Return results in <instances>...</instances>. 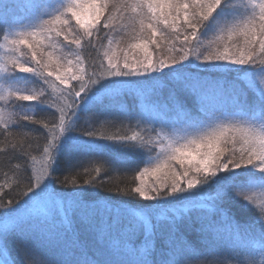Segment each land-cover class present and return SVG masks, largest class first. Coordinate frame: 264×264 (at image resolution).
Listing matches in <instances>:
<instances>
[{"label": "snow or ice", "instance_id": "6c2138e0", "mask_svg": "<svg viewBox=\"0 0 264 264\" xmlns=\"http://www.w3.org/2000/svg\"><path fill=\"white\" fill-rule=\"evenodd\" d=\"M224 2L136 0L131 11L148 17L151 33L150 41L131 46L142 49L143 58L125 55L121 63L105 52L106 65L101 60L100 70L91 74L61 71L51 53L44 59L43 46L63 36L69 49L76 45L98 52L108 38L101 33L114 27L107 23L111 17L104 3H93L87 20L77 0H67L47 18L41 0H26L27 25L0 16V34L9 50L26 47L32 61L8 58L0 73L32 74L42 82L33 90L0 83V264H264V59L257 60V51L264 56V0L213 35L217 40L225 33L229 40L243 36V45L198 51L191 58L181 47L178 58L167 60L148 52L149 42L159 43L158 25L176 26L181 18L183 44L211 47L212 41H201V30ZM0 5L7 7L4 0ZM53 63L54 71L49 70ZM76 63H83L79 55ZM205 70L215 75L209 78ZM54 74L66 86L68 102L62 106L48 103L46 86ZM70 81L76 83L68 87ZM161 85L169 86L163 104L156 95ZM130 93L137 104L170 111L176 119L144 120L132 114L122 106ZM207 97L226 107L208 109ZM17 102H37L55 111L40 119L30 109L17 111ZM82 106L91 113L83 124ZM133 121L140 131L131 135L92 126ZM177 129L183 135L170 137ZM101 143L132 153L136 148L151 153L157 145L161 151L148 159L150 167L140 168L129 166V159L102 154ZM36 151L42 155L39 168L32 166ZM61 165L63 174L56 175ZM237 170L244 175H236ZM113 171L135 175L114 184ZM157 173L162 175L155 182L145 183L147 175ZM92 190L109 195L96 197ZM113 196L135 203H116ZM237 204L251 219L237 216Z\"/></svg>", "mask_w": 264, "mask_h": 264}, {"label": "trees", "instance_id": "16d2710c", "mask_svg": "<svg viewBox=\"0 0 264 264\" xmlns=\"http://www.w3.org/2000/svg\"><path fill=\"white\" fill-rule=\"evenodd\" d=\"M59 0H41V3L44 4L45 6H54L57 4ZM259 0H225L224 5L216 10V12L213 13V16L210 17L209 21L205 23L202 29L206 28V34L212 29L213 32L217 31L218 28L229 21L242 18L243 16L249 14L252 11V5L257 4ZM101 3L105 4L106 7V12L105 14L110 16L111 18L107 20V23L110 25H114V27L117 30V26L120 24V16L126 12H128V15L131 13V5L128 4V0H101ZM4 4L7 5L5 7L4 5H0V16L7 17L9 20L14 21V22H24L26 23L25 19L27 16L23 15H29L30 10L26 8V0H4ZM127 5V7H126ZM249 5V6H248ZM256 14L257 8L255 9ZM45 14V13H44ZM47 18V16L45 17ZM101 19H104V17H101ZM182 24V18L181 22L178 23L176 26H173L171 28V24L169 25H164L160 24V30L164 31L165 33H158L155 39L160 40L163 39L165 41H158V44H150L148 46V52L152 54L154 58L157 56H154V52L160 53L162 50H165L169 53L173 52L175 54H180L177 51L178 47H187V44H183V36L185 34V28L181 26ZM72 28L73 30L77 29V26L75 25V21H72ZM121 31V30H119ZM117 35V31L114 33ZM130 34V32L128 33ZM126 34V35H128ZM134 34V33H132ZM151 35L150 31L148 30L147 37ZM71 37V35H69ZM62 37V36H61ZM151 38V37H149ZM3 39V35L0 34V43ZM63 38H53V41H58L57 43L60 42ZM217 46H211L210 48L207 49L205 54L208 52H212L213 48L216 49H223L224 46H229L231 47L233 44H236L237 46L243 45L244 39L238 38L236 36H233L231 40L228 39L227 33L223 35L221 39L217 41ZM61 44V43H60ZM22 47L21 49H23ZM75 49V48H74ZM80 48L77 47V50ZM200 49V48H199ZM47 51V50H45ZM103 51H104V42H103V47L99 48V51L97 52L96 50H88V49H82L84 57L87 59L85 62V69H89L94 71L95 68L98 66V60H102L103 56ZM172 54V53H171ZM143 55V51H142ZM190 71H195V69H188ZM204 75H207L209 78H211L215 73H213L211 70H205ZM20 74H18L19 76ZM24 80L22 82V85H24ZM169 86L166 85H161V91L157 92V99L159 103L163 104L166 101L167 97V90ZM189 107H191V102H188ZM25 105L28 106H33L31 108V111L33 112L34 115H38V118L44 119L49 112H54L55 109L54 107L49 109L47 106L45 108L41 107V104H37L33 102L31 105L27 104L26 102H17L16 104V110L20 112L23 107H26ZM204 105L208 109H221L226 107V104L218 101L212 97H207L204 100ZM126 106L132 114L134 115H139L141 116L144 120H157V119H164V120H175L176 115L172 112H168L167 114L161 113L157 111V108L154 105L151 104H146L143 101H141L139 104L136 103V100L133 98L131 93L128 95L127 100L124 102V105ZM97 106L92 105L91 110H95ZM26 109V108H25ZM90 109L85 108L84 106L81 107L79 111L80 115V123L83 124L88 120V117L91 115L89 113ZM24 123L25 127H31L30 125H27L26 122ZM126 126H121L119 122H114V123H106L103 127L100 126L99 122H93L92 126L93 128H96L98 131H107L109 133H116L117 131L120 132V134H128L131 135L133 132H139L140 129L135 126V121L131 122L129 124L128 122H125ZM143 127V125H142ZM171 133V131L169 132ZM146 137L148 136H153L154 134L152 133H142ZM4 137L0 136V140H3ZM239 145H237L238 147ZM100 148L102 150V154L111 156L117 160H125L129 159V166H135L139 165L140 168H143L146 163L148 162V159L153 156L154 154L157 153L158 147L156 146L151 153L147 152L143 148H136L134 153L131 152V150H121V149H115V148H108L103 145V143L100 144ZM33 156L35 157V160L38 159L41 156V152L36 151L32 153ZM3 157H0V160H2ZM33 166V165H32ZM64 171V166L61 165L60 167L55 169V174L56 175H62ZM240 171V170H237ZM11 176V174H9ZM111 179L112 182L115 183H120V181H125L127 182L130 180L132 177H134L135 173H124V172H111ZM236 175H244L241 173V171L236 173ZM14 179V178H13ZM4 183V178L3 175L0 174V184ZM8 189L5 188V191ZM91 195L96 196V197H106L109 194L104 193L100 190H92ZM112 200L116 203L120 202H129V203H135L134 201H131L130 198L128 197H111ZM143 203V202H141ZM188 207H191L189 205ZM236 214L237 216L242 219V220H249L251 219V214L244 212L240 206H236ZM193 242H195V237L192 236L190 237ZM36 259H39V257H36Z\"/></svg>", "mask_w": 264, "mask_h": 264}, {"label": "rangeland", "instance_id": "374dc122", "mask_svg": "<svg viewBox=\"0 0 264 264\" xmlns=\"http://www.w3.org/2000/svg\"><path fill=\"white\" fill-rule=\"evenodd\" d=\"M107 1V0H105ZM67 0H59V2L57 4H55L53 7L52 6H46L47 7V11L45 12L44 16L46 17L48 14H50L52 11H59L60 8L62 7L63 3H66ZM78 4L80 5L78 7V11L80 12L81 16L83 19L87 20L89 15L94 11V9L92 8V4L96 3L99 4L101 3V0H77ZM136 2V0H128V4L133 5ZM259 3V2H258ZM257 3V4H258ZM146 12V9H145ZM257 15L259 14V9L257 8ZM31 13L29 15H23V16H27V18L25 19L26 23H24L25 25H27L29 23V17H30ZM120 20V24L119 26H117V30L115 27H113L112 29H106L104 30L101 35H107V39H105L104 42V51H103V56H102V60H104V63L106 65L107 61L104 57V53L107 52L109 56H114L117 60H119L121 63L123 62V59L125 57V55H127L129 60H132L133 57H137V58H143L142 55V49L140 48H132L131 46L133 44H142L145 41H150L151 35L149 37H147V33H148V29H147V24H148V17L147 16H143V15H138L136 13H133L131 11L130 15H128V12L122 14L119 18ZM143 20L144 22V28H141V23L140 21ZM173 26L171 25V28ZM121 30V31H119ZM117 31V35L114 34ZM130 32V34H128ZM216 32V31H215ZM215 32H213V30L211 29L207 34H206V28L201 30V41H204L205 43H207L208 41H212V45L211 46H217V39H215V37L213 36L215 34ZM134 33V34H132ZM158 33H165L164 31L160 30V24L158 25ZM128 34V35H126ZM93 35L95 36V32L93 33ZM228 35V34H227ZM237 37V36H236ZM59 38H63L59 37ZM238 38L244 39L243 36H239ZM69 39H71V37L69 36ZM158 41H165L163 39H160ZM58 42V41H56ZM55 41H44V46H43V50H47L52 52L54 55H52L53 60L56 61L60 66H61V71H63L66 68H70L72 71H77L80 74H84L89 73L91 74L93 71L89 70V69H85V62L87 61V59L84 57L82 49L77 50V46L76 45H72L71 48H67L65 47L64 44V40H60L59 43H56ZM61 43V44H60ZM150 42L148 44V46H150ZM0 45H4V47H0V65H7V61L8 58L14 57L16 59H18L20 62L22 63H26L31 65L32 61H31V52L24 47L23 49H20L18 52L13 53L12 51H10V46L7 45V42L4 41V39H2ZM218 47V46H217ZM75 48V49H74ZM79 48V47H78ZM181 47H178V49H180ZM207 48H198L196 46H192L191 48L189 47V45L187 47H183V51L186 53H189L190 58H191V54L195 53V52H206ZM216 48H213V50H215ZM223 50V49H220ZM71 53V54H70ZM172 53V54H171ZM167 52L165 50H162L160 53L154 52V56H157L156 59H165L167 60V58L172 57V56H176L178 58L179 54H175L173 52ZM79 55L81 60L83 61V63L81 65H77L76 63V56ZM45 59V58H44ZM260 59H264V56H260L258 51H257V60ZM47 60V58H46ZM71 60L72 61V65H68V61ZM101 61V60H100ZM100 61L98 60V66L100 64ZM57 63H53L52 65H50V69L49 70H55ZM96 67L94 71H99V67ZM18 74H20L18 76ZM4 75H6V73H0V77H3ZM24 80V85H22V82ZM5 82V87H7L8 85L6 83L11 82L15 87L19 88L20 90H33V89H37L39 87L42 86V82L39 80V78H37L36 76L32 75V74H27V73H13L11 74V76H5L2 79H0V83ZM76 83L75 81H70L68 87L71 86V84ZM48 88V93H49V98H48V103L54 105V106H62L64 103L68 102V98L66 95V86L65 85H61L59 83V81L55 80V74L53 75V77L49 78L48 80V85L46 86ZM37 103V102H35ZM40 105V103H37ZM26 107H23L21 111H27V110H31V108L33 106H28L25 105ZM46 105L41 104L42 108H45ZM26 108V109H25ZM55 109V107H54ZM182 136L183 132L180 131L179 129H177V131L175 133L171 132L169 133V136ZM180 143H184L183 140H180ZM158 150L157 153L161 151V146L157 145ZM239 147V146H238ZM156 153V154H157ZM156 154H154L151 157H155ZM42 163V155L35 160L33 166L36 168H39L40 165ZM144 167H150V165H148L146 163V165ZM143 167V168H144ZM175 168L177 171H179V165L175 164ZM238 173L240 171H237ZM236 172V173H237ZM162 173H157L155 175L149 174L145 177V183L147 184H151L153 182H155L157 176H161ZM258 194V193H257ZM189 206V205H188ZM236 206H240L239 204H237ZM182 209H175V211H181Z\"/></svg>", "mask_w": 264, "mask_h": 264}, {"label": "bare ground", "instance_id": "6f19581e", "mask_svg": "<svg viewBox=\"0 0 264 264\" xmlns=\"http://www.w3.org/2000/svg\"><path fill=\"white\" fill-rule=\"evenodd\" d=\"M57 43V42H56ZM43 53H44V58H45V60H46V58H47V54L48 53H51V55H54L52 52H50V51H45V50H43Z\"/></svg>", "mask_w": 264, "mask_h": 264}]
</instances>
